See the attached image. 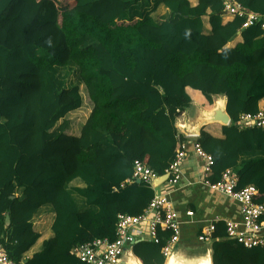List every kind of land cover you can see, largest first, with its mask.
Listing matches in <instances>:
<instances>
[{"label":"trees","instance_id":"1","mask_svg":"<svg viewBox=\"0 0 264 264\" xmlns=\"http://www.w3.org/2000/svg\"><path fill=\"white\" fill-rule=\"evenodd\" d=\"M158 1L171 12L160 23L137 12L140 0H0V241L16 264H82L73 254L78 243L113 240L117 213L143 210L153 189L121 183L135 159L164 172L184 139L175 122L191 103L186 87L209 105L215 95L227 99L223 137L201 130L197 138L214 158L210 180L234 168L237 187L254 184L255 200L264 201V128L238 126L264 98L261 23L230 46L243 18L222 23L221 0ZM238 1L264 15V0ZM207 9L209 34L201 21ZM69 66L92 102L77 136L64 132L65 115L81 106L78 84L67 87L62 76ZM79 112L88 113L85 104ZM74 178L85 186L69 189ZM71 191L91 208L78 209ZM47 203L53 235L28 256L40 236L31 217ZM213 235L220 237L211 244L213 264H264V248L227 239L223 221ZM169 236L161 230L158 242L145 238L134 253L143 264H164Z\"/></svg>","mask_w":264,"mask_h":264},{"label":"built area","instance_id":"2","mask_svg":"<svg viewBox=\"0 0 264 264\" xmlns=\"http://www.w3.org/2000/svg\"><path fill=\"white\" fill-rule=\"evenodd\" d=\"M221 2L223 13L243 18L241 29L258 22L261 23V27L264 29V15L245 10L238 0H221ZM238 126L240 128L252 126L264 128V109L261 108L255 113H241L238 117ZM188 145L192 146L194 154L201 160L203 184L214 192L234 199L238 203L240 211V219L238 220L216 216L197 235L198 241L210 243L213 240L215 222L223 219L226 236L229 239L241 243L246 248L264 246V201L255 200V196L258 193L256 186L248 184L238 188L237 174L232 168L222 171L217 181H211L209 175L214 164L213 156L206 152L199 142L186 139L179 142L174 158L165 168V178L158 186L156 180L160 175L144 161L139 159L133 161L132 174L121 183V186L140 180L154 189L158 187L160 191H155L151 200L139 214H117L113 240L103 237L78 243L73 248V254L82 264H122L127 249L135 240L146 238L158 242L159 230L170 231V236L165 240L162 253L165 257L171 253L180 240L184 222L180 219L177 210L173 206L169 191L181 178ZM186 214L192 215L193 212L188 210ZM0 264H16L6 254L1 241Z\"/></svg>","mask_w":264,"mask_h":264},{"label":"crops","instance_id":"3","mask_svg":"<svg viewBox=\"0 0 264 264\" xmlns=\"http://www.w3.org/2000/svg\"><path fill=\"white\" fill-rule=\"evenodd\" d=\"M198 0H189L191 6L196 5ZM136 9V7H135ZM134 9V10H135ZM137 9L142 11H148L149 15L157 22L160 23L170 16V9L162 2L158 0H140ZM201 16L202 21V32L205 34L211 33V26L209 23L208 12ZM221 21L222 23H227L232 21L236 16L228 13H223L221 10ZM241 30L237 31L229 42L230 46H234L237 43L242 42ZM78 84L79 93L81 96V106L69 111L65 115V119L68 120L67 128L65 133L69 135H79L80 129L84 122L86 121L91 108L92 102L90 101L86 88L83 83L72 82L65 83L67 87ZM83 86V90H82ZM186 91L191 98V103L187 106L183 113L177 118L183 122L197 123L200 121V111L202 109H210L211 105L208 104L205 97L197 90L186 87ZM216 95L213 96V101ZM88 108V113L83 114L81 111L83 105ZM259 108H264V98H261L258 103ZM62 121L60 119L58 124ZM222 124L218 122H210L202 126L201 130L209 133L210 135L218 138L223 137ZM184 139H188L185 135ZM183 139V140H184ZM234 169V168H233ZM235 170V169H234ZM85 183L80 178H74L69 184L68 188L73 189L75 187H84ZM160 189L157 187L155 191ZM18 194L21 195V189L18 190ZM71 195L74 198L78 209L87 210L91 207L86 204L83 197L79 196L78 193L71 191ZM170 197L173 199V205L177 208L180 216L183 217L182 221V238L180 244H184L187 247H193L200 245L196 241V234L200 232L203 225L208 224V222L215 216L225 219H239V206L235 200L232 198L219 194L217 192L211 191L203 185L201 182V162L189 149L186 161L183 165V175L177 185L171 190ZM193 210V215L185 217L184 213L188 210ZM54 210L51 204L47 203L40 206L31 217V222L33 228L37 231L40 236L36 242L31 246V248L26 252L30 253L28 256L34 252L40 251L43 247L42 242L45 239L50 238L53 235L51 230V224L54 219ZM211 248L210 244H204V249ZM203 249V250H204Z\"/></svg>","mask_w":264,"mask_h":264},{"label":"water","instance_id":"4","mask_svg":"<svg viewBox=\"0 0 264 264\" xmlns=\"http://www.w3.org/2000/svg\"><path fill=\"white\" fill-rule=\"evenodd\" d=\"M218 97H220V98L223 99L222 107H218V106L214 105L215 100ZM226 102H227L226 96L216 95V97H215V99L213 101V106H212L211 109L208 110L209 112H208V114H206V118H204L203 120L200 119V121L197 122V123L185 122L184 123L185 126H180V127L178 126V128L182 132H184L186 135L198 136L200 134V130H201L202 126L205 125V124H207V123H210V122H218V123L222 124L223 126L228 125L230 123V120L231 119H230V116H229V114L227 113V110H226ZM190 125H192V126H190ZM164 178H165V175L160 176L156 180V183L157 184L161 183ZM136 182H140V180H136ZM140 240H142V239L135 240L129 246V248L126 251V255L124 257V260L122 261V264H126V261L128 259V256L133 257L138 262V264H143V262L141 261V259L134 253V245H135V243L139 242ZM182 246L183 245H181V244H178L177 246H175L173 248V250L171 251V255L174 252H181L186 258L192 259V260L193 259H196L197 257L199 258L202 255H208L209 256V260H210V264H213V260H212V249L211 248H206V249L202 250L200 253L198 252V255H194V256L189 257V256H186L185 255V253L183 251L184 249L182 248ZM167 258H168V256L165 258L164 264L166 263V259ZM188 264H190V262Z\"/></svg>","mask_w":264,"mask_h":264},{"label":"bare ground","instance_id":"5","mask_svg":"<svg viewBox=\"0 0 264 264\" xmlns=\"http://www.w3.org/2000/svg\"><path fill=\"white\" fill-rule=\"evenodd\" d=\"M223 104V99L218 97L215 100L214 105L218 107H222ZM209 109H202L200 111V119L206 118V114H208ZM185 122L178 121L176 124L177 126H185ZM192 126V125H190ZM210 264L209 256L208 255H202L199 258L197 257L196 259H188L186 258L181 252H174L172 255L171 253L168 255V258L166 259L165 264ZM126 264H138V262L131 256H128V259L126 261Z\"/></svg>","mask_w":264,"mask_h":264},{"label":"clouds","instance_id":"6","mask_svg":"<svg viewBox=\"0 0 264 264\" xmlns=\"http://www.w3.org/2000/svg\"><path fill=\"white\" fill-rule=\"evenodd\" d=\"M221 3H222V2H221ZM254 25H255V24H254ZM251 26H252V25H251ZM248 27H249V26H248ZM261 28H262V27H261ZM244 29H245V28H244ZM262 29H263V28H262ZM240 30H243V29H241V27H240ZM263 30H264V29H263ZM223 96H224V95H223ZM212 106H213V103H212V105H211V108H212ZM211 108H210V109H211ZM178 121H180V120H179V119H176V122H175V126H176V128H177V130H178V133H181L182 135H185L187 138L189 137L188 139H189L190 141H191V140H195V141L198 142L197 138H198V136H199L200 134H199L198 136H194V135H192V136H190V135H186V134H185L184 132H182V131L178 128V126L176 125V123H177ZM182 122H183V121H182ZM252 127H253V126H252ZM255 127H256V126H255ZM239 128H240V127H239ZM260 128H262V127H260ZM200 131H201V130H200ZM184 140H186V139H184ZM182 141H183V140H182ZM189 149H190V150L193 152V154H194V151H193V149H192V146H191V145H188V147H187V153H186V158H187V154H188ZM194 155H195V154H194ZM195 156H196V155H195ZM196 157H197V156H196ZM173 158H174V156H173ZM173 158H172V159H173ZM197 158H198V157H197ZM198 159H199V158H198ZM199 160H200V159H199ZM185 161H186V159H185ZM200 162H201V160H200ZM184 163H185V162H184ZM183 165H184V164H183ZM148 166H149V165H148ZM132 169H133V167H132ZM232 169H233V168H232ZM153 170H154V169H153ZM154 171H155V170H154ZM234 171L236 172V170H234ZM201 172H202V171H201ZM131 174H132V173H131ZM158 174H159V173H158ZM165 174H166V173H165V170H164V172H163L162 174H159V175H160V176H163V175H165ZM211 174H212V172H211ZM211 174L209 175V179H210ZM236 174H237V173H236ZM182 175H183V166H182ZM182 175H181V178H182ZM130 176H131V175H130ZM130 176H129V177H130ZM129 177H127V178H129ZM127 178H126V179H127ZM181 178H180V179H181ZM202 178H203V176L201 175V182H202ZM126 179H125V180H126ZM179 181H180V180H179ZM179 181H178V182H179ZM132 182H133V181H132ZM134 182H136V180H135ZM141 182H142V181H140V182H136V183H141ZM130 183H131V182H130ZM143 183H144V182H143ZM202 183H203V182H202ZM145 184H146V183H145ZM159 184H160V183H159ZM159 184H157V186H158ZM148 185H149V184H148ZM176 185H177V184H176ZM176 185H175V186H176ZM203 185H204V184H203ZM253 185H254V184H253ZM149 186H150V185H149ZM175 186H173V187L170 189V191H169L170 194H171V190H172ZM204 186H205V185H204ZM150 187H151V186H150ZM151 188L153 189V192L155 193V189H154L153 187H151ZM205 188H207V187L205 186ZM256 188H257V187H256ZM207 189H208V188H207ZM209 190H210V189H209ZM211 191H212V190H211ZM154 193H153V195H154ZM217 193H218V192H217ZM170 194H169V196H170ZM219 194H220V193H219ZM222 195H223V194H222ZM225 196H226V195H225ZM152 197H153V196H152ZM170 198H171V197H170ZM150 200H151V199H150ZM150 200H149V201H150ZM171 200H172V202H173V199H172V198H171ZM173 206H174V205H173ZM174 208L177 210L176 207H174ZM191 211L193 212L192 209H191ZM177 212H178V214H179L180 219L182 220L183 217L180 216V213H179L178 210H177ZM120 213H123V212H120ZM117 214H118V213H117ZM127 214H128V213H127ZM130 215H131V214H130ZM136 215H137V214H136ZM184 215H185V217L187 218L188 216H192L193 214H192V215H187V214H186V211H185ZM215 217H216V216H215ZM215 217H214V218H215ZM214 218H212L211 220H213ZM116 219H117V218H116ZM211 220H210V221H211ZM210 221H209V222H210ZM218 221H223V222H224L223 219H219ZM209 222H208V223H209ZM216 222H217V221H216ZM216 222H215V224H216ZM115 223H116V221H115ZM224 224H225V223H224ZM206 225H207V224H206ZM206 225H203V226H202V228L200 229V232L202 231L203 227L206 226ZM182 226H183V224H182ZM114 228H115V227H114ZM214 230H215V229H214ZM159 231H161V230H159ZM159 231H158V232H159ZM182 231H183V229H182ZM182 231H181V237H180V240H181V238H182ZM225 231H226V229H225ZM200 232H198V233L196 234V241H197L200 245L195 246V247H201V248H204V244H210V245H211L212 242H213L214 240H219V239H220L219 236L216 237V236L213 235V240H212L210 243H202V242L198 241V239H197V235H198ZM213 232H214V231H213ZM225 236H226V235H225ZM216 238H217V239H216ZM226 238L229 239L227 236H226ZM142 240H144V239H142ZM142 240H140V241H142ZM165 240H166V239H165ZM180 240H179V242H180ZM229 240L238 243L237 241H235V240H233V239H229ZM179 242H178V244H180ZM164 244H165V243H164ZM178 244H177V245H178ZM239 244H241V243H239ZM177 245H176V246H177ZM241 245H242V244H241ZM242 246H243V245H242ZM186 247H187V246H186ZM243 247H244V246H243ZM257 247H263V248H264V246H257ZM245 248H246V247H245ZM252 248H254V247H252ZM165 258H166V257H165Z\"/></svg>","mask_w":264,"mask_h":264},{"label":"rangeland","instance_id":"7","mask_svg":"<svg viewBox=\"0 0 264 264\" xmlns=\"http://www.w3.org/2000/svg\"><path fill=\"white\" fill-rule=\"evenodd\" d=\"M60 1L61 0H56V3L59 5ZM137 12H142V10L137 9ZM133 14H134V10H131V11H128L126 13V16L133 15ZM136 18H137V16H136ZM67 69H69V70H67ZM62 72L64 73V75H62V76L64 77L66 83L67 82L68 83L77 82V80H78L77 72H76V69L74 66H69L68 68L64 67ZM239 219H240V211H239ZM181 245L184 246V244H182V243H181ZM183 246H182V248L184 249L183 251H184L185 255L189 256V257L194 256V255H198V252L200 253L204 249V248L195 247V246H193V247H186V246L183 247ZM28 254H30V253H28Z\"/></svg>","mask_w":264,"mask_h":264}]
</instances>
